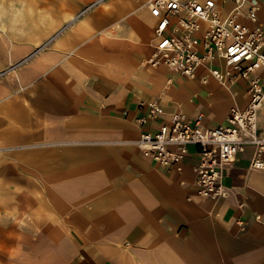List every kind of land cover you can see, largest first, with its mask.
Listing matches in <instances>:
<instances>
[{"label": "crops", "instance_id": "obj_1", "mask_svg": "<svg viewBox=\"0 0 264 264\" xmlns=\"http://www.w3.org/2000/svg\"><path fill=\"white\" fill-rule=\"evenodd\" d=\"M15 1L19 10L0 2V227L11 218L12 260L264 264V170L249 167L253 145L224 169L229 194L214 199L197 194V144L169 168L135 143L161 120L137 125L148 99L213 127L246 105L248 78L229 90L146 62L147 0H106L73 21L90 0ZM216 1L223 15L233 6ZM255 3L257 21H244L264 26V0ZM255 74L264 85V67Z\"/></svg>", "mask_w": 264, "mask_h": 264}, {"label": "built area", "instance_id": "obj_2", "mask_svg": "<svg viewBox=\"0 0 264 264\" xmlns=\"http://www.w3.org/2000/svg\"><path fill=\"white\" fill-rule=\"evenodd\" d=\"M231 1L232 8L223 15L216 0H147L155 22L146 62L164 64L201 82L212 76L229 90L235 80L248 78L246 105L234 103L224 123L208 127L202 113L193 117L180 109L166 113L160 99L153 97L146 101L147 114L136 118L139 127L147 118L161 119L156 129L141 130L135 140L144 155L161 165H177L188 155L190 144L198 145L197 194L214 199L229 194L224 169L247 145L254 147L249 167L264 170V129L257 126L264 85L255 74L264 67V26L244 21H257L255 0Z\"/></svg>", "mask_w": 264, "mask_h": 264}, {"label": "rangeland", "instance_id": "obj_3", "mask_svg": "<svg viewBox=\"0 0 264 264\" xmlns=\"http://www.w3.org/2000/svg\"><path fill=\"white\" fill-rule=\"evenodd\" d=\"M106 0H90L87 2V4L84 5V7L81 9V11L74 17L73 20H75L78 16L83 14L85 11L105 2ZM1 2V0H0ZM14 2H17L15 0H3V3H7L5 5H2L4 8L10 10L14 7H17L16 10H19V6H15ZM30 4L28 6H31L32 8L38 7L37 5H33V2H29ZM71 21V22H72ZM69 22L68 24H70ZM67 26V25H66ZM206 83V81H205ZM208 86V84H207ZM4 218V224L3 228L0 227V264H28L27 262L22 261H13L12 258V233L13 230L10 228L11 218Z\"/></svg>", "mask_w": 264, "mask_h": 264}, {"label": "bare ground", "instance_id": "obj_4", "mask_svg": "<svg viewBox=\"0 0 264 264\" xmlns=\"http://www.w3.org/2000/svg\"><path fill=\"white\" fill-rule=\"evenodd\" d=\"M190 78H194V77H190Z\"/></svg>", "mask_w": 264, "mask_h": 264}]
</instances>
